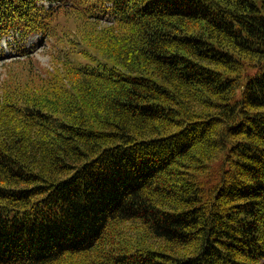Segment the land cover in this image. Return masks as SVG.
Returning a JSON list of instances; mask_svg holds the SVG:
<instances>
[{
    "label": "trees",
    "instance_id": "16d2710c",
    "mask_svg": "<svg viewBox=\"0 0 264 264\" xmlns=\"http://www.w3.org/2000/svg\"><path fill=\"white\" fill-rule=\"evenodd\" d=\"M100 24L115 65L69 62ZM60 31L0 104V264H264V0H0L16 55Z\"/></svg>",
    "mask_w": 264,
    "mask_h": 264
},
{
    "label": "rangeland",
    "instance_id": "374dc122",
    "mask_svg": "<svg viewBox=\"0 0 264 264\" xmlns=\"http://www.w3.org/2000/svg\"><path fill=\"white\" fill-rule=\"evenodd\" d=\"M107 7V5H105ZM108 19H106L107 21ZM59 22H62V18L59 19ZM103 23H105L103 21ZM68 24L74 26V24L69 21ZM111 24V23H109ZM98 27L95 30L88 28H83L80 26L81 31L79 32V37L81 40L80 47L69 46L67 44L66 36L63 31H60L56 35L54 40H45L40 44H36L34 48L31 49L30 57H20L15 54L16 49H12L8 45V41L11 46H17L22 39L11 40V37L15 36V33H12L11 36H8V41L0 38V51L3 52L0 54V104L7 100H12L19 97V94L22 93L23 89H26V86H32L37 84L40 86L46 77V73H55V69L60 68L58 62H55V54L57 45L61 48L66 46V52L70 58L69 62L73 64H97V63H106L108 65H115L114 56L116 55L117 48L123 49L120 44L117 43H108L105 41L109 37H122L126 35L128 31H119L114 29L109 32L106 25H97ZM107 31V32H106ZM39 34L28 35L25 37L27 46L30 45L32 37L38 36ZM40 38V37H39ZM40 41V40H39ZM38 41V42H39ZM86 52L85 55H78L80 51ZM10 53V54H8ZM11 56V58H9ZM13 56V57H12ZM31 71H30V70ZM72 82H69L71 84ZM36 86V87H37ZM131 236V239L134 240L139 233V231L131 230L128 227L125 230ZM142 241H151L147 237H143Z\"/></svg>",
    "mask_w": 264,
    "mask_h": 264
}]
</instances>
